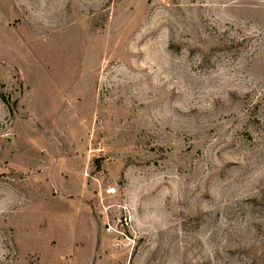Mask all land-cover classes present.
Segmentation results:
<instances>
[{
	"label": "rangeland",
	"instance_id": "rangeland-1",
	"mask_svg": "<svg viewBox=\"0 0 264 264\" xmlns=\"http://www.w3.org/2000/svg\"><path fill=\"white\" fill-rule=\"evenodd\" d=\"M0 264H264V0H0Z\"/></svg>",
	"mask_w": 264,
	"mask_h": 264
},
{
	"label": "bare ground",
	"instance_id": "bare-ground-1",
	"mask_svg": "<svg viewBox=\"0 0 264 264\" xmlns=\"http://www.w3.org/2000/svg\"><path fill=\"white\" fill-rule=\"evenodd\" d=\"M112 192V191H111Z\"/></svg>",
	"mask_w": 264,
	"mask_h": 264
},
{
	"label": "trees",
	"instance_id": "trees-1",
	"mask_svg": "<svg viewBox=\"0 0 264 264\" xmlns=\"http://www.w3.org/2000/svg\"><path fill=\"white\" fill-rule=\"evenodd\" d=\"M7 101V100H6Z\"/></svg>",
	"mask_w": 264,
	"mask_h": 264
}]
</instances>
